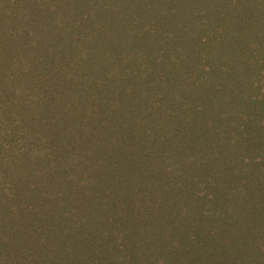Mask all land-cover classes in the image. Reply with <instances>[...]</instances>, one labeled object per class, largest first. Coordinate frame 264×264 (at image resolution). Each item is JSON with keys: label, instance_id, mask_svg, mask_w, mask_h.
Instances as JSON below:
<instances>
[{"label": "trees", "instance_id": "trees-1", "mask_svg": "<svg viewBox=\"0 0 264 264\" xmlns=\"http://www.w3.org/2000/svg\"><path fill=\"white\" fill-rule=\"evenodd\" d=\"M0 264H264V0H0Z\"/></svg>", "mask_w": 264, "mask_h": 264}]
</instances>
